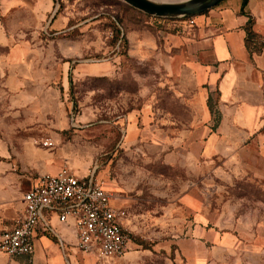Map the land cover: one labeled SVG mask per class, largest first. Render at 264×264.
<instances>
[{
  "label": "rangeland",
  "instance_id": "obj_1",
  "mask_svg": "<svg viewBox=\"0 0 264 264\" xmlns=\"http://www.w3.org/2000/svg\"><path fill=\"white\" fill-rule=\"evenodd\" d=\"M189 22L118 0H0V159L27 185L63 168L93 173L132 238L113 259L64 254L59 242L51 254L41 241L55 264H264V172L179 167L176 132L202 114L188 78L170 69L188 56ZM246 46L264 55V0ZM263 122L244 144L264 136ZM23 259L0 254V264H31Z\"/></svg>",
  "mask_w": 264,
  "mask_h": 264
},
{
  "label": "crops",
  "instance_id": "obj_2",
  "mask_svg": "<svg viewBox=\"0 0 264 264\" xmlns=\"http://www.w3.org/2000/svg\"><path fill=\"white\" fill-rule=\"evenodd\" d=\"M255 2L248 0L242 9V0H222L194 17L184 37L188 56L171 59V71L179 69L188 78L202 110L199 127L192 131L182 128L175 135L179 167L189 173H196L201 161L208 162L211 172L221 176L264 172V136L243 143L250 140L264 118V55L251 53L246 46V27ZM214 160L220 163L211 165ZM20 177L7 160L0 159V230L9 228L24 209L22 196L32 184L27 185ZM225 188L219 186L214 191L219 194ZM51 225L59 241L45 238L47 234L38 230L34 254L19 259L29 258L31 264H55L46 250L56 251L58 242L64 254L65 247L68 252L75 251L77 237L72 239L67 233L72 222L62 224L53 219Z\"/></svg>",
  "mask_w": 264,
  "mask_h": 264
},
{
  "label": "built area",
  "instance_id": "obj_3",
  "mask_svg": "<svg viewBox=\"0 0 264 264\" xmlns=\"http://www.w3.org/2000/svg\"><path fill=\"white\" fill-rule=\"evenodd\" d=\"M22 201V213L9 228L0 230V253L8 258L32 256L38 230L49 234L53 219L72 222L79 251L96 250L103 259H113L131 249L132 238L122 223L124 212L115 208L112 195L93 173L79 176L63 168L39 176L23 193Z\"/></svg>",
  "mask_w": 264,
  "mask_h": 264
},
{
  "label": "water",
  "instance_id": "obj_4",
  "mask_svg": "<svg viewBox=\"0 0 264 264\" xmlns=\"http://www.w3.org/2000/svg\"><path fill=\"white\" fill-rule=\"evenodd\" d=\"M152 17L191 18L205 13L222 0H118Z\"/></svg>",
  "mask_w": 264,
  "mask_h": 264
},
{
  "label": "trees",
  "instance_id": "obj_5",
  "mask_svg": "<svg viewBox=\"0 0 264 264\" xmlns=\"http://www.w3.org/2000/svg\"><path fill=\"white\" fill-rule=\"evenodd\" d=\"M247 1H248V0H242V9L246 6ZM241 12H242V10H241ZM52 240H55V239L52 238Z\"/></svg>",
  "mask_w": 264,
  "mask_h": 264
}]
</instances>
